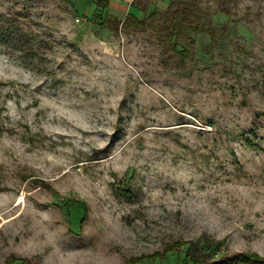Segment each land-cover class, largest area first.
Wrapping results in <instances>:
<instances>
[{
    "label": "rangeland",
    "instance_id": "rangeland-1",
    "mask_svg": "<svg viewBox=\"0 0 264 264\" xmlns=\"http://www.w3.org/2000/svg\"><path fill=\"white\" fill-rule=\"evenodd\" d=\"M173 1L0 0V264H264V0Z\"/></svg>",
    "mask_w": 264,
    "mask_h": 264
},
{
    "label": "trees",
    "instance_id": "trees-1",
    "mask_svg": "<svg viewBox=\"0 0 264 264\" xmlns=\"http://www.w3.org/2000/svg\"><path fill=\"white\" fill-rule=\"evenodd\" d=\"M110 0H106V6L109 4ZM201 0H176L169 4L167 9L161 13L152 12L149 15V20H139L134 16H126L123 21L115 18L114 24L116 29H118L119 25L122 24L123 27L128 28L132 25L140 28L141 30L146 29L148 25L154 23V21H159V25L157 26V31L161 34V36L165 37L166 40L173 43L171 47L167 48V51H178L176 40L185 34L186 31L194 32V33H207L213 35L214 31L207 26L204 22V12L200 6ZM105 6V7H106ZM225 14H230V9L224 3L220 9ZM10 32V31H9ZM13 34V33H11ZM185 50H183L184 52ZM182 52V53H183ZM214 250L215 245L214 243H204ZM188 245L189 256L192 258L193 264H205L209 261V257H211L209 251L203 250L204 252L198 254L197 246L191 241H175L171 244H167L162 252H157L155 255L159 256H148L145 257L144 255L138 259L136 264L142 262L146 258H165V256L176 250V248ZM220 245V242L216 243V246ZM205 248V247H204ZM195 249V250H194ZM206 249V248H205ZM145 257V258H144ZM227 261H238L242 260L244 263L247 264H261L263 261L262 259L256 255L251 254L248 255L246 253L241 254H233L230 256L224 257ZM15 261V260H13ZM21 264H27L26 260H21Z\"/></svg>",
    "mask_w": 264,
    "mask_h": 264
}]
</instances>
